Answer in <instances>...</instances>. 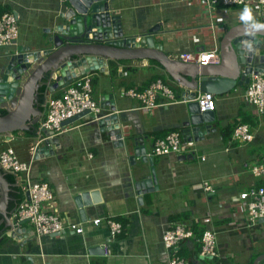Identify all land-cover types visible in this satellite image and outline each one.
<instances>
[{
  "label": "crops",
  "instance_id": "0c3cea01",
  "mask_svg": "<svg viewBox=\"0 0 264 264\" xmlns=\"http://www.w3.org/2000/svg\"><path fill=\"white\" fill-rule=\"evenodd\" d=\"M69 5L64 0H0V8L17 13L19 28L22 26L18 46L0 48V58L19 46L36 43L40 48L51 36L46 31ZM111 8L121 16L127 32L143 35L160 25L155 42L163 45V51L172 58L181 53L220 49L226 34L245 24L240 19L243 8L221 5L211 8L199 0L183 3L112 0ZM252 15L255 22H263ZM216 31L218 34L214 35ZM107 62L105 72L88 74L96 80L93 99L100 105L104 96L113 95L118 111L126 112L127 117L124 116L120 124L124 137H131L129 141L125 139L128 152H121L107 133H99L91 120L81 119L64 127L59 135L61 149L55 156L36 160L39 142L36 137L45 119V106L42 110L39 108L41 114L36 116L38 135L29 137L26 131H15L10 137L0 135V153L13 148L22 162L33 163V179L50 185L54 200L44 204V211L58 216L66 227L60 235L36 236L31 242H28L30 234L13 235L8 224L18 223L14 214L21 204L19 195L24 201L27 194L17 182L11 184L6 177L9 174L0 168L7 181L0 177V264H32L30 257L33 264H169L173 258L185 259L189 264H264V222L251 224L240 200L242 192L264 186V178L252 174V167L264 161L261 154L264 117L244 101L246 86L215 95L212 122L215 131L204 141L195 142L191 159L180 161L177 155L151 154L157 140L172 132H181V123L188 115V103L178 100L177 96L184 89L155 60ZM78 79L55 93L47 91V97L62 93ZM158 79L173 90L175 104L163 106L168 100L160 97L162 106L145 110L138 100L125 95L127 90H144ZM240 123L250 125L255 136L253 142L241 143L232 138ZM228 131L231 136L224 134ZM135 137L146 138L144 143L148 155L154 159L153 167L142 159L130 161ZM152 169H155L159 188L155 186L152 192L141 191L136 184L151 174ZM203 182L213 186L212 193L203 190ZM87 191L100 193L102 199L99 204L87 207L84 216L74 197ZM7 216L11 219L8 222ZM110 219L123 225V233L116 238L111 236L107 223ZM94 220H100L99 225H95ZM174 223L187 224L195 236L167 250L162 241L163 232ZM72 224H81L84 232L76 233L69 228ZM20 228L33 229L29 223ZM207 229L215 230L218 235L219 257L215 259H204L200 255L199 235ZM104 248L108 249L107 256Z\"/></svg>",
  "mask_w": 264,
  "mask_h": 264
},
{
  "label": "water",
  "instance_id": "95a60500",
  "mask_svg": "<svg viewBox=\"0 0 264 264\" xmlns=\"http://www.w3.org/2000/svg\"><path fill=\"white\" fill-rule=\"evenodd\" d=\"M64 1L70 5L46 31L51 36L40 48L36 47V43L34 46H19L13 53H6L0 58V110L7 112L5 116L0 114L1 136L10 137L15 131L33 132L36 129L39 121L36 116L41 114L39 89L44 81L47 80L48 91L55 93L81 76L93 71L105 72L108 60L150 59L161 64L184 89L177 96L178 100L188 103L187 118L181 123L183 139L201 142L215 131L212 125L215 115L214 112L199 111L196 102L198 93L223 95L236 87L249 85L253 74L264 73V32L251 30L254 27L251 23L239 25L226 34L220 46L219 64L200 67L172 58L163 51V45L155 42L160 25L150 28L143 35L127 32L121 16L112 11V0ZM15 15L18 16L17 13ZM240 29L246 30L241 32ZM114 99L113 95L104 96L100 104L102 112L96 117L87 112L63 126L84 118L91 119L90 123L97 127L99 133H107L114 145L120 146L121 152H128L125 139L129 141L131 137H124L120 124L127 114L118 111ZM36 138L39 141L36 144V160L55 156L61 149L60 137L54 131L41 128ZM145 139H133L134 155L129 158L133 163L142 159L153 167L154 159L148 155ZM192 156L183 155L179 159L186 161ZM0 177L7 182L1 171ZM155 186L159 188L155 169L136 184L138 189H146V192H152ZM27 199L30 200L29 193ZM101 199L100 193L95 191L81 192L74 197L84 216L86 208L99 204ZM6 219L7 222L11 220L8 216ZM26 223L28 221L11 222L8 227L13 235L30 234L28 242H31L36 238L33 229L20 228ZM29 259L33 264L32 258Z\"/></svg>",
  "mask_w": 264,
  "mask_h": 264
},
{
  "label": "built area",
  "instance_id": "2783aa9c",
  "mask_svg": "<svg viewBox=\"0 0 264 264\" xmlns=\"http://www.w3.org/2000/svg\"><path fill=\"white\" fill-rule=\"evenodd\" d=\"M179 3L193 0H175ZM209 7L222 5L224 7L250 8L256 19L264 22V0H199ZM19 18L15 13H5L0 16V48H11L18 46L19 39ZM198 41V39H195ZM220 49L207 50L199 53H181L175 59H181L185 63L196 64L200 67H209L220 63ZM125 95L138 100L141 109L155 110L159 105L160 97L168 100L163 106L175 104L176 96L173 90L161 79L156 80L144 90H127ZM48 96V94H47ZM244 101L256 108L259 116H264V73L253 74L247 85ZM198 109L201 113L214 112L216 107L215 94L211 92L201 93L196 98ZM45 119L40 128L54 131L55 135H60L63 124L79 115L90 112L96 117L102 112L100 105L93 99L92 78L89 75L80 77L78 81L63 89L59 97H47L45 103ZM87 119V118H84ZM91 120V119H87ZM41 131V129H40ZM235 141L250 143L254 141L252 128L248 124L240 123L233 131ZM195 141L184 140L181 132H172L164 139H159L153 146L152 156L164 157L171 155H189L195 151ZM93 155L91 154L90 157ZM32 162H22L13 148H8L0 153V168L6 174L16 178L24 194L29 193L30 200H24L14 214L17 222L28 221L32 226L36 236L47 237L56 236L65 232L66 227L63 221L56 215L44 211V204L54 200V193L50 185L46 182L35 181L31 175ZM252 174L256 178H264V161L252 167ZM203 190L210 194L213 186L209 182H203ZM240 200L248 213V220L251 224H256L264 219V186L251 187L240 194ZM95 225H99L100 220H94ZM111 229V236L123 233V225L112 219L108 220ZM78 234L84 232L81 224H72L70 227ZM195 236L192 228L185 223H174L163 232L162 241L167 250H172L184 240H189ZM217 232L207 229L202 233L201 258L215 259L219 257ZM104 253L108 255V249L104 248ZM169 264H189L182 258H173Z\"/></svg>",
  "mask_w": 264,
  "mask_h": 264
},
{
  "label": "trees",
  "instance_id": "16d2710c",
  "mask_svg": "<svg viewBox=\"0 0 264 264\" xmlns=\"http://www.w3.org/2000/svg\"><path fill=\"white\" fill-rule=\"evenodd\" d=\"M236 8H239V7H236ZM11 12L12 11L9 8H5V9H1L0 8V16H2L5 13H11ZM95 86H96V80L93 79L92 80V87H93V89H94ZM246 88H247V86H246ZM47 91H48V85H47V80H46V81H44L43 86L39 89V108H41V110H42L43 106L46 103ZM60 95H61V93L58 94V95H55V97H59ZM0 114L2 116H5L7 114V112L5 110H0ZM261 117H264V116H261ZM37 131H38V129H35L33 132L26 131L25 134L28 135L29 137H33L34 135H36ZM224 134L227 135V136H231L232 133L230 131H228V132H224ZM6 177H7L8 181L11 184H14L16 182V178L14 176H12V175H6ZM20 195H19V199H20L19 200V203H22L24 197L22 195L21 196ZM201 238H202V234L199 235L200 242H201ZM201 249H202V243H201Z\"/></svg>",
  "mask_w": 264,
  "mask_h": 264
},
{
  "label": "clouds",
  "instance_id": "9594fccd",
  "mask_svg": "<svg viewBox=\"0 0 264 264\" xmlns=\"http://www.w3.org/2000/svg\"><path fill=\"white\" fill-rule=\"evenodd\" d=\"M240 19L242 22H244L245 24H248L249 22H251V24L257 29V30H261L264 29V24L255 22L253 20V15H252V10L250 8H245L243 10V12L241 13ZM249 35H252L251 33H249ZM250 47V46H249ZM191 155V154H190ZM194 155V154H193ZM182 156V155H181ZM188 156V155H185Z\"/></svg>",
  "mask_w": 264,
  "mask_h": 264
},
{
  "label": "rangeland",
  "instance_id": "374dc122",
  "mask_svg": "<svg viewBox=\"0 0 264 264\" xmlns=\"http://www.w3.org/2000/svg\"><path fill=\"white\" fill-rule=\"evenodd\" d=\"M231 9V8H230ZM18 25H19V23H18ZM21 25V24H20ZM23 30H24V28H23ZM19 31H22V26H20V28H19ZM218 34V32L216 31L215 33H214V35H217ZM212 36L213 35H210L209 37H210V39H212ZM164 40H166V39H163V41ZM251 146H253V145H251ZM254 147V146H253ZM261 154H264V148L261 150Z\"/></svg>",
  "mask_w": 264,
  "mask_h": 264
},
{
  "label": "bare ground",
  "instance_id": "6f19581e",
  "mask_svg": "<svg viewBox=\"0 0 264 264\" xmlns=\"http://www.w3.org/2000/svg\"><path fill=\"white\" fill-rule=\"evenodd\" d=\"M240 30H241V32H242L243 30H246V29H240ZM251 30L264 32V29L257 30L255 27H252ZM239 32H240V31H239Z\"/></svg>",
  "mask_w": 264,
  "mask_h": 264
}]
</instances>
